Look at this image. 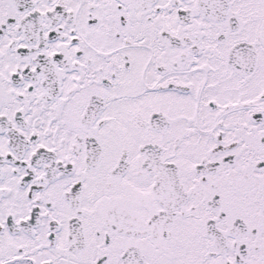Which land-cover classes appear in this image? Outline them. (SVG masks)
Returning a JSON list of instances; mask_svg holds the SVG:
<instances>
[{
    "label": "snow or ice",
    "instance_id": "6c2138e0",
    "mask_svg": "<svg viewBox=\"0 0 264 264\" xmlns=\"http://www.w3.org/2000/svg\"><path fill=\"white\" fill-rule=\"evenodd\" d=\"M0 264H264V0H0Z\"/></svg>",
    "mask_w": 264,
    "mask_h": 264
}]
</instances>
